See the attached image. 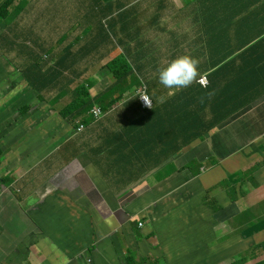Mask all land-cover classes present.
<instances>
[{
    "label": "crops",
    "instance_id": "1",
    "mask_svg": "<svg viewBox=\"0 0 264 264\" xmlns=\"http://www.w3.org/2000/svg\"><path fill=\"white\" fill-rule=\"evenodd\" d=\"M219 1L0 0V264H264V0L227 26ZM185 53L207 88L159 83ZM81 84L101 119L68 109ZM187 103L229 117L175 152Z\"/></svg>",
    "mask_w": 264,
    "mask_h": 264
},
{
    "label": "trees",
    "instance_id": "2",
    "mask_svg": "<svg viewBox=\"0 0 264 264\" xmlns=\"http://www.w3.org/2000/svg\"><path fill=\"white\" fill-rule=\"evenodd\" d=\"M218 6L223 8L225 11L226 10H233L236 9V13L233 17H230L228 19L224 20V26L227 25H235L238 22V18L240 16L244 15V11L242 8L236 6L233 2V0H220L218 3ZM110 69L114 72V77L116 78V86L122 83H126L128 81L127 76H130L132 74V70L129 67L127 63H125L122 58H118L112 66H110ZM244 67H237V66H231L227 69V71L222 72V73H217V76L213 75L211 78V82L214 88H219L220 87V80H227L231 77L238 76L241 73V70H243ZM212 87V85H211ZM212 87V88H213ZM113 89V88H112ZM111 91V90H110ZM75 93L77 94V98L75 99V102L72 101V103L69 106V110L71 111H78L79 106H84V111H90L92 106L94 105V102L97 100L93 101L90 99L89 94L85 88L84 85L79 86L76 88ZM231 97L233 98L234 96L232 93H227L224 95H221V98L224 97ZM196 105L192 107L190 103H187V105L182 108V109H177L173 112V121L175 126L178 128L179 126L182 125V132L179 135L178 129H175V137L176 140H178L179 145H176L173 150L175 152H178L184 147L190 145L193 143L196 139L201 138L205 133L209 134L210 130L213 129L216 125L222 124L226 118H228V115H219L216 117V119L210 123L203 124L200 122L203 120L202 115L198 112L195 111ZM68 110H65L62 112L63 116L69 117L67 114ZM157 111H154V114H156ZM77 116L81 117V114H78ZM185 135H187L185 137ZM154 148H152L153 150ZM1 154V151H0ZM122 154H123V149L119 150L118 156H120V159L122 160ZM125 160L127 162V165L130 166L132 163L128 162V159L125 157ZM146 163V162H144ZM154 165H162L161 162L159 163H154ZM212 204L217 206V209L215 210L216 214H219L222 211V208L218 204L216 200L212 201ZM259 248L264 249V244H261ZM242 260L240 259V262Z\"/></svg>",
    "mask_w": 264,
    "mask_h": 264
},
{
    "label": "clouds",
    "instance_id": "3",
    "mask_svg": "<svg viewBox=\"0 0 264 264\" xmlns=\"http://www.w3.org/2000/svg\"><path fill=\"white\" fill-rule=\"evenodd\" d=\"M119 58H123V57H119ZM117 59H114L109 64V68H110V66L113 65V63ZM199 64H200V60L198 58L192 56L189 53L179 55L176 58L172 59L170 62H168L166 66L158 69L159 83L164 88L170 89V90L171 89H175V90L184 89V88L191 86L194 82H197L203 88H207L209 86V79L205 75L199 77L200 76ZM113 75H114V72H113ZM128 77L129 76H127V78ZM203 77H205L208 81L206 86H203L199 83V80ZM113 78H114L115 82H114V84H113L114 86L112 88H114L116 86V81H117L114 76H113ZM197 78H198V80H197ZM81 85H83V84H81ZM112 88L110 89L111 91L113 90ZM86 90H87V88H86ZM110 90H108V91H110ZM87 92H88V90H87ZM143 92H145V94L150 98L152 104H151L150 100L146 97V95L143 94ZM88 94H89V92H88ZM89 97H90V95H89ZM141 99L145 102V105L149 108H144L143 103L141 102ZM165 99L166 98L162 96V97H160L159 102L163 103ZM92 100L95 101L94 99H92ZM138 102H139L140 107L143 111H149V110H152L154 108L153 100L151 99V97L148 93V89L145 85H142L138 90ZM94 108H99L101 110V115L99 117H95V115L93 113ZM90 109L91 110L89 112L92 114V116L94 117L95 120H99L102 118L103 111L99 106L93 105L92 108H90ZM83 130H84V125H80L78 128V132H82ZM156 166H159V165H156ZM141 225L142 224H140V226Z\"/></svg>",
    "mask_w": 264,
    "mask_h": 264
},
{
    "label": "built area",
    "instance_id": "4",
    "mask_svg": "<svg viewBox=\"0 0 264 264\" xmlns=\"http://www.w3.org/2000/svg\"><path fill=\"white\" fill-rule=\"evenodd\" d=\"M199 83L203 86H206L208 81L205 77H203L199 80ZM143 94L146 95L145 92H143ZM146 97L150 100V98L147 95H146ZM141 102L143 103L144 108H149L145 105V102L142 99H141ZM150 102H151V100H150ZM151 104H152V102H151ZM93 113H94L95 117H99L101 115V110L99 108H94Z\"/></svg>",
    "mask_w": 264,
    "mask_h": 264
},
{
    "label": "rangeland",
    "instance_id": "5",
    "mask_svg": "<svg viewBox=\"0 0 264 264\" xmlns=\"http://www.w3.org/2000/svg\"><path fill=\"white\" fill-rule=\"evenodd\" d=\"M137 4H138V7H137V9H139V16L141 17L142 16V11H141V6H142V3H140V2H137ZM140 20H141V18H140ZM142 21V20H141ZM121 113V111H119L117 114H120ZM166 159H167V161H169V163H168V165H170L171 163H172V157L170 156V155H168V156H166L165 157ZM210 166H211V169L213 168V165H215V164H209ZM193 168L195 169L196 168V164L193 166ZM188 169H192V168H188ZM212 173H214V174H217L218 176H219V174H218V170L217 169H214L213 171H212ZM214 189V188H213Z\"/></svg>",
    "mask_w": 264,
    "mask_h": 264
}]
</instances>
